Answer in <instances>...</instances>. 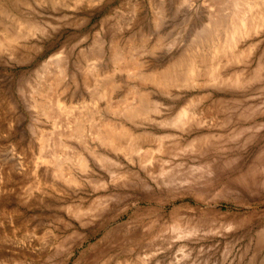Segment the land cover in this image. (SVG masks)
Wrapping results in <instances>:
<instances>
[{"label":"rangeland","instance_id":"obj_1","mask_svg":"<svg viewBox=\"0 0 264 264\" xmlns=\"http://www.w3.org/2000/svg\"><path fill=\"white\" fill-rule=\"evenodd\" d=\"M0 1V264H264V18L251 16L264 0ZM234 10L248 15L236 31ZM138 90L146 110L128 116ZM183 105L181 131L166 119ZM106 119L126 134L109 137ZM204 119L215 123L197 128ZM139 146L162 156L163 184L123 154ZM219 149L216 182L204 160ZM124 171L166 205H131L87 242L71 236L80 206L125 193L113 182Z\"/></svg>","mask_w":264,"mask_h":264},{"label":"bare ground","instance_id":"obj_2","mask_svg":"<svg viewBox=\"0 0 264 264\" xmlns=\"http://www.w3.org/2000/svg\"><path fill=\"white\" fill-rule=\"evenodd\" d=\"M86 1V0H85ZM91 1V0H90ZM1 2V1H0ZM2 4V3H1ZM3 5V4H2ZM2 7V6H1ZM8 7V6H7ZM264 5L262 6V10H260V13H257L255 15V13H251V16H256V17H260L261 19L264 18ZM8 10V9H7ZM12 12V11H11ZM13 14V13H11ZM14 15V14H13ZM229 15H231L229 13ZM236 15V16H234ZM19 18V16H18ZM21 18V17H20ZM19 18V19H20ZM17 19V20H19ZM232 24L234 25V27L232 26L231 28L236 31V27L238 26L236 23L239 22H244L246 19H248V15H243L238 13L237 11H233V15H231L230 17ZM23 24V23H22ZM208 25V24H207ZM2 28V27H1ZM29 29V28H28ZM201 29V28H200ZM204 29V28H203ZM227 30L228 27L226 28ZM198 30V29H197ZM207 30V28H206ZM204 30V31H206ZM10 34V33H9ZM8 33L6 35H9ZM15 35H17L16 33H14ZM11 35V34H10ZM9 35V36H10ZM18 36V35H17ZM13 37V36H12ZM121 56V55H120ZM181 56V55H180ZM179 58V57H178ZM182 58V57H181ZM172 59V58H171ZM175 59V58H174ZM176 60V59H175ZM180 60V59H179ZM172 61V60H171ZM128 62V61H127ZM129 62H131L129 60ZM172 62H177V61H172ZM171 62V64H172ZM180 61H178L177 63H179ZM182 62V61H181ZM94 63V62H93ZM170 65V64H169ZM173 65V64H172ZM171 65V66H172ZM176 65V64H175ZM98 66V65H97ZM100 66V65H99ZM170 66V68H172ZM175 67V66H174ZM162 68V67H161ZM159 68V69H161ZM167 68V65L164 67ZM169 68V67H168ZM99 69V67H98ZM105 70V69H104ZM163 70V68H162ZM145 71V70H144ZM143 70L139 73L138 71V77L140 80H156L158 78V76L161 78V80L163 79V81H165V77H166V73H168L169 69L167 70H163V71H158V70H154V71H158L157 75L155 74V76H157L155 78V76H151V74H147L145 73ZM171 71V69H170ZM108 72V71H107ZM106 72V73H107ZM144 72V73H143ZM153 72V71H152ZM155 72V73H156ZM104 73V72H103ZM136 73V72H134ZM133 73V74H134ZM154 75V72L152 73ZM169 74V73H168ZM179 73H177L178 75ZM130 75V73H129ZM104 76V75H103ZM134 76V75H133ZM137 76V75H136ZM151 76V78H150ZM106 77V76H105ZM132 78V77H131ZM134 78V77H133ZM102 79V78H101ZM102 81V80H101ZM112 81V84H114L115 82H113V79H110V77H106L105 79H103V83L102 85L107 87V85H109ZM143 82V81H142ZM158 82V81H157ZM116 85V83L114 84V86ZM109 87V86H108ZM112 87V86H110ZM113 88V87H112ZM116 88V87H115ZM137 91V90H136ZM135 91V93H136ZM143 91V90H141ZM139 94H138V99H139V104L138 106H134V108L131 106H126L124 108V112L125 114H127L128 116L131 115V113L134 112H143L144 110H146V103H145V94L144 91L140 92V90H138ZM137 92V93H138ZM122 99V98H121ZM133 104V103H132ZM137 105V104H136ZM108 107V106H107ZM235 108V107H234ZM42 110V109H41ZM83 110V109H82ZM43 111V110H42ZM44 112V111H43ZM72 112V110L70 111V113ZM80 112V111H79ZM69 113V112H67ZM188 113V106L187 105H183L181 106L176 113L169 117L168 119H166V122L168 121V123H172V125L178 126L181 131L184 130H189V128H187V126L185 125L189 120H191V118L189 119V117L184 118ZM48 114V113H47ZM239 114V113H238ZM242 115V113H240ZM67 115V114H66ZM69 115V114H68ZM233 115V114H232ZM237 115V114H236ZM247 114H245L246 116ZM243 116V115H242ZM238 117L236 118L237 121H243L245 118L244 116L242 117ZM76 117V116H75ZM78 117V116H77ZM76 117V118H77ZM229 118V117H228ZM221 118L219 119V121H216V124L218 123V125H220L221 127H223L222 130H225L224 128L229 125L231 122L235 121L232 120L231 118ZM247 118V117H246ZM73 120V118H72ZM112 120V119H111ZM246 120V119H245ZM99 121V120H98ZM97 121V123H98ZM102 121V120H101ZM100 121V123H101ZM184 121V122H183ZM71 122V120H70ZM93 122V120H92ZM96 122V120H95ZM183 122V123H182ZM197 122L196 126L197 128L200 127H210L212 126V123H215L213 121H208V120H199V121H195ZM245 122V121H244ZM69 123V122H68ZM71 125V124H70ZM82 125V124H81ZM101 125V129H104L106 131V134L111 137L113 139L114 135H118L116 134L117 132H124L127 128L123 126V124L121 122H115V121H110L108 119H106L104 122L102 121ZM242 127L243 123H241ZM72 126V125H71ZM75 126V125H74ZM92 126L97 127L96 124H93ZM99 126V125H98ZM196 126H194L196 128ZM79 127V126H78ZM193 127V128H194ZM247 127V126H246ZM80 129V128H79ZM91 129V127H90ZM97 129V128H96ZM100 130V126L98 128ZM75 130V129H74ZM93 130V129H91ZM104 130H102L104 132ZM82 131V130H81ZM80 131V133H81ZM209 131V130H207ZM242 131V130H241ZM244 131V130H243ZM72 132V130H71ZM74 132V131H73ZM127 132V130H126ZM78 133V134H80ZM93 133V132H92ZM100 133V131H99ZM98 133V134H99ZM76 134V133H75ZM74 134V135H75ZM123 134H126L125 132ZM72 135V136H74ZM82 135V134H81ZM207 135H213L212 133L207 132ZM219 135H223V133H220ZM119 136V135H118ZM117 136V137H118ZM214 136V135H213ZM116 137V138H117ZM211 145L214 148H217L218 143L215 140L210 141ZM121 146V145H120ZM123 147V146H122ZM124 149V148H123ZM117 150V149H116ZM220 150V149H219ZM216 151V150H215ZM220 151H216L214 156L215 159H213L212 161H209L207 159L204 160V163L207 164L208 168L209 166H211L210 168H213V174L215 175L216 178V182L218 181L217 178L220 176V170L217 169L216 166V160L219 159V155H220ZM123 154L126 155V157H128V159H130L132 162L137 163L140 166V169L147 175L149 176V178L153 179V180H158L157 175H165L169 172V169H167L168 167L162 163V166L160 165L159 162V158L162 160V156L157 155L156 151L154 149L151 148H145L143 146H139L136 148H131V150H125L123 151ZM54 161V160H53ZM159 162V164H158ZM53 163V162H52ZM57 163V162H56ZM54 165V164H53ZM69 173V172H67ZM66 173V174H67ZM65 174V175H66ZM71 175V173H69ZM67 176V175H66ZM142 174H130L129 171H124V172H120V173H115L114 177H113V182L116 181H121L123 180V186L125 188V193H117L116 195H112L107 193L106 191L102 192L101 194H98L89 204L87 205H83L80 206L77 209V213H76V217L75 219L78 221V223L81 226V230H77L75 228V230H73L71 232V236H76L77 239L80 238V240L83 242H85L86 240L96 236L98 233L102 232L103 230L106 229V227H108V225H110L113 222L119 221L120 219L124 218L126 215H128V210L130 209L131 205L137 206L138 204H140L141 202H144L146 204H148L149 208H158V207H162L166 205V202H164L163 200H161L162 198L160 197V194H158L157 192H155L153 190V188L151 187L149 181L144 180L141 178ZM159 181V180H158ZM160 183L163 184L162 181H159ZM105 186V183H104ZM122 186V187H123ZM244 186L246 188H248L251 193H256L259 192L261 190L260 184L257 182L255 183L254 181H246V183L244 184ZM102 188V187H101ZM106 190V189H105ZM119 190V189H118ZM121 190V189H120ZM115 192H117L115 190ZM122 192V191H120ZM97 194V193H96ZM184 197L182 196H177L174 195L168 202H175L179 199H183ZM90 200V199H89ZM129 200H132L134 203L133 204H129ZM77 205V204H76ZM141 205V204H140ZM78 207V205H77ZM71 208V207H70ZM132 208V207H131ZM144 208V207H143ZM74 209V210H76ZM132 211V210H130ZM138 213V212H137ZM132 216V215H131ZM141 217V216H140ZM131 218H139V216H133ZM121 223V222H120ZM118 225V223H117ZM45 229V228H44ZM74 229V228H73ZM111 229H107L106 232H110ZM110 234V233H109ZM42 236V234H40ZM56 236V235H55ZM69 236V235H68ZM70 236V237H71ZM99 236V235H98ZM137 236H131L130 238L135 239ZM42 241L41 243H43L44 247H47L50 243V237L47 235L46 237L43 236L41 237ZM52 238V237H51ZM129 239V240H132ZM87 242V241H86ZM40 243V244H41ZM62 243V242H61ZM60 243V244H61ZM39 244V245H40ZM55 244V243H54ZM51 244V245H54ZM42 245V244H41ZM40 245V246H41ZM58 245V244H57ZM56 246V245H54ZM61 246V245H60ZM39 248V247H38ZM42 248V247H41ZM58 249H56L57 251ZM48 251V250H47ZM50 251V250H49ZM62 251V250H61ZM59 253V252H58ZM53 255V254H51ZM68 256V255H67ZM140 254L138 253L137 256H134V260L140 258ZM44 257V256H43ZM49 257V256H48ZM47 257V258H48ZM52 258V257H51ZM152 258L151 255H147V256H143L142 259H146V260H150ZM68 259V258H67ZM43 260V259H42ZM54 261V260H53ZM103 261V260H102ZM43 263V262H42ZM46 263H49L48 261ZM51 264V263H50ZM55 264V263H54ZM102 264V263H101Z\"/></svg>","mask_w":264,"mask_h":264}]
</instances>
